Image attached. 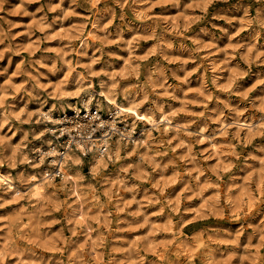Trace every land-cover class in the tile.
Listing matches in <instances>:
<instances>
[{"label":"rangeland","instance_id":"rangeland-1","mask_svg":"<svg viewBox=\"0 0 264 264\" xmlns=\"http://www.w3.org/2000/svg\"><path fill=\"white\" fill-rule=\"evenodd\" d=\"M79 71L178 128L122 113L147 147L33 197L40 109ZM0 170L25 192L0 184V264H264V0H0Z\"/></svg>","mask_w":264,"mask_h":264},{"label":"bare ground","instance_id":"bare-ground-1","mask_svg":"<svg viewBox=\"0 0 264 264\" xmlns=\"http://www.w3.org/2000/svg\"><path fill=\"white\" fill-rule=\"evenodd\" d=\"M70 68H71V66H70ZM110 76H111V74H110ZM93 77H94V75H93ZM83 79H85L84 82H82ZM216 79L217 78H215V80ZM72 83H74V86H72L71 83H66L64 86H62L61 89H60L61 91H59L58 96L55 97L57 103H56V101H54V102H51L49 104V106L44 105L45 110H41L40 109V113L43 114L45 117H49L47 112L58 113V112L65 111L66 109H74V110L76 109L77 110L79 108L77 106V101H80V103H82V106H84L85 108H88L90 103H94L95 105L103 108L108 114H112L114 112L115 113H121V114L122 113H126V112H130V113H132V116L135 117V119L144 120L149 125L150 124L151 125L152 124L156 125L157 123L162 121L163 122V126L162 127H163V129L165 131H168L171 128H173V129H177L178 128V123L173 121L171 119V117L168 116L167 110L163 109L161 106H159V109H158L159 111H158L157 115H154L153 114L154 112H152V111H140V112H138L133 107V105L131 103V100L126 98L125 96L122 97L125 100H119V101L116 100V97H115L116 95H115L114 89L108 87L102 81H99V86L100 87H99V91H98V94H97V96L98 97H102V99L100 100L98 98V100H96V98L93 96V93L91 91L92 89L90 90V88L93 87L92 79L91 78H86L80 71L77 72L76 77L75 76L73 77ZM62 84H63V82H62ZM83 89H86L85 91H87V95L86 94L85 95L81 94V91ZM50 120H52V119H50ZM250 121H251V119H250ZM238 123H240V121ZM129 124H131V123H129ZM236 125H238V124H236ZM206 132H208V131H206ZM142 135L144 137H142ZM149 135H151V133H148L146 131V129L144 128V126H142L141 127V131L139 132L138 136L135 137L132 140V143H133L132 146H135V144L138 142V140H140L141 144H143V145H145L147 147V145H148L147 137ZM123 144H126V143L122 142L121 140L116 138L112 142L111 146H109V148H108L106 153H104L103 151H100V149L98 150L97 149V145L90 146L89 151H90V154H91L90 157H91V163H92L91 166H92V168L93 167L95 168L96 166H99V165H104L108 161V158H110L112 155H113V157H117L119 152H120V150L122 149V145ZM211 144H212V147H215V143L212 140H211ZM110 150H111V153H110ZM40 151L42 152L43 150L40 149ZM51 152H53V150ZM81 157H82V155H81L80 151H78V150L69 152L67 154L64 162H62L60 164V166H59V170L61 172V179H63V181L69 182V186H72V188H73L70 192H73V191L75 192L76 188H74V184H72L71 178L73 177V175L70 172V168H69L67 162L69 160H71L73 162H77V161H79L81 159ZM26 162H28V164L30 165V171L27 174V177H28L27 179L32 182L30 184V187H31L30 189L31 190H30V194L29 195H32L33 197H39L44 192L43 181L46 180V179L52 180L54 178V176H53V174H50V172L48 171L49 168H47V167H45L43 165H40L39 163H34V164L31 163L32 159L28 158V159H26ZM35 167L37 168L36 170H35ZM0 184L4 185V187L8 190V193L11 194L12 196H14L15 198H20V197L24 196V193H25L24 190L21 187H19V185L15 184V182H14L13 178L11 177V175L8 172H6V171L0 170Z\"/></svg>","mask_w":264,"mask_h":264},{"label":"built area","instance_id":"built-area-1","mask_svg":"<svg viewBox=\"0 0 264 264\" xmlns=\"http://www.w3.org/2000/svg\"><path fill=\"white\" fill-rule=\"evenodd\" d=\"M119 116L121 113H103L99 106L90 103L88 108L81 106L62 112L56 118L47 117L50 140L39 153L50 162V174L61 177L59 166L69 152L78 150L84 155L90 152V146L97 145L98 150L106 153L111 140L130 141L137 137L139 131Z\"/></svg>","mask_w":264,"mask_h":264}]
</instances>
